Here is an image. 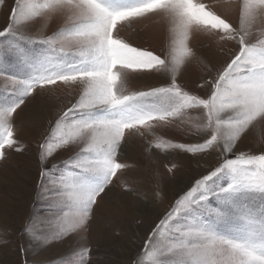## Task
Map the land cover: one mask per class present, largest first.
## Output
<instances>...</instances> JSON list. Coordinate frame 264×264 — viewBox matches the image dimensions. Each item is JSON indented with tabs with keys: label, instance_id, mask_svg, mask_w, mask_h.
I'll list each match as a JSON object with an SVG mask.
<instances>
[{
	"label": "snow or ice",
	"instance_id": "snow-or-ice-1",
	"mask_svg": "<svg viewBox=\"0 0 264 264\" xmlns=\"http://www.w3.org/2000/svg\"><path fill=\"white\" fill-rule=\"evenodd\" d=\"M224 2L14 0L0 27V161L8 151H24L14 114L29 97L56 86L76 91L38 146L37 194L52 215L39 222L29 217L22 234L48 244L84 233L98 201L132 170L122 158L128 138L151 137L149 152L209 154L218 164L175 199L136 264H264V149L239 151L252 126L264 122V0H240L236 24L216 10ZM57 17L62 24L47 34ZM151 18L166 28L160 54L120 36L123 27ZM196 35L237 48L221 69L205 66L203 96L180 82L186 66L200 59L191 43ZM9 55L15 71L3 63ZM129 76L160 83L129 90ZM173 125L187 126L198 142L157 135ZM68 148L76 149L72 156L52 159ZM165 167L171 173L176 165ZM73 255L74 264H89L91 248L82 243Z\"/></svg>",
	"mask_w": 264,
	"mask_h": 264
},
{
	"label": "rangeland",
	"instance_id": "rangeland-1",
	"mask_svg": "<svg viewBox=\"0 0 264 264\" xmlns=\"http://www.w3.org/2000/svg\"><path fill=\"white\" fill-rule=\"evenodd\" d=\"M209 2L214 3L215 0ZM239 3L240 0H225L216 10L236 24ZM13 6L14 0H4L0 6V27L9 22ZM62 22L59 17L50 21L47 34H51ZM35 31V28L30 29L32 34ZM120 36L134 46L148 48L157 54L167 46L166 28L158 18L123 27ZM191 43L200 59L186 66L180 82L188 90L203 96L206 89H199L198 84L200 78L207 75L205 66L221 69L237 48L234 43H228L221 49L220 45L204 35H196ZM3 63L9 71H15L13 57H4ZM159 83L157 80H137L133 76L128 78L129 90ZM75 95V90L62 86L54 87L51 92L38 90L14 114L17 134L24 151H8L7 158L0 161V264H74L78 258L73 252L82 243L91 248L89 264H136L150 230L170 210L175 199L195 179L207 174L218 164L217 156L209 154L199 158L177 150L166 154L155 149L149 152L147 139L151 137L131 136L122 158L132 166V170L120 180L135 188L142 198L127 193L120 180H116L108 195L98 201L93 220L84 233L69 235L48 244H43L42 239L22 234L29 217L39 222L52 215L48 201L37 194L41 169L37 157L38 146L47 135L51 122L69 106ZM191 115L196 116L198 113L193 112ZM157 135L175 142H198L197 134L189 132L185 125L158 129ZM260 149H264V122H256L239 144V151L250 154H257ZM75 151L74 148L58 151L52 159L56 162L66 160ZM172 164L176 167L169 173L165 165ZM157 190L160 196L156 195Z\"/></svg>",
	"mask_w": 264,
	"mask_h": 264
},
{
	"label": "bare ground",
	"instance_id": "bare-ground-1",
	"mask_svg": "<svg viewBox=\"0 0 264 264\" xmlns=\"http://www.w3.org/2000/svg\"><path fill=\"white\" fill-rule=\"evenodd\" d=\"M41 107H42V106H41ZM2 207H3V206H2ZM2 207H1V208H2ZM0 211H1V210H0ZM1 213H2V212H1ZM93 232H94V231H93ZM91 235H92V234H91ZM92 236H93V235H92ZM97 236H98V235H97Z\"/></svg>",
	"mask_w": 264,
	"mask_h": 264
}]
</instances>
